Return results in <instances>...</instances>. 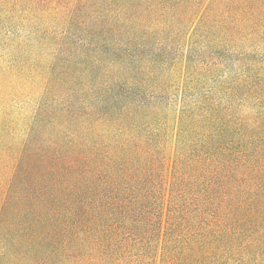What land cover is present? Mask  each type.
Returning a JSON list of instances; mask_svg holds the SVG:
<instances>
[{
	"label": "trees",
	"instance_id": "1",
	"mask_svg": "<svg viewBox=\"0 0 264 264\" xmlns=\"http://www.w3.org/2000/svg\"><path fill=\"white\" fill-rule=\"evenodd\" d=\"M0 264H264V0H0Z\"/></svg>",
	"mask_w": 264,
	"mask_h": 264
}]
</instances>
